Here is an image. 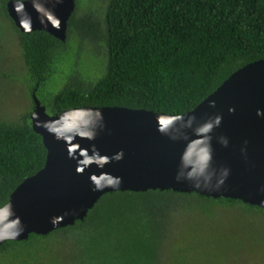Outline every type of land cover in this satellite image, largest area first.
I'll return each mask as SVG.
<instances>
[{"label": "trees", "instance_id": "obj_1", "mask_svg": "<svg viewBox=\"0 0 264 264\" xmlns=\"http://www.w3.org/2000/svg\"><path fill=\"white\" fill-rule=\"evenodd\" d=\"M8 2L0 0V103L6 101L0 106V207L46 162L47 148L31 119L34 93L49 114L122 106L181 115L236 70L264 59V0H96L79 6L85 8L83 17L76 3L66 41L44 30L21 31ZM3 23L11 28L14 52L23 59L11 61L8 68L18 71L13 74L1 65L7 55L2 50L7 43ZM83 60L91 63L90 73L80 67ZM102 201L107 202L109 224L118 222V211L132 215L133 250H115L111 233L104 239H86L74 231ZM238 203L250 213L241 214ZM206 205L234 218L239 212L248 226L264 223V207L239 199L159 189L115 191L103 195L73 225L0 243V264H166L177 234L184 233ZM240 249L197 254L189 262L180 256L176 264H200L210 255L224 254L236 262Z\"/></svg>", "mask_w": 264, "mask_h": 264}, {"label": "water", "instance_id": "obj_2", "mask_svg": "<svg viewBox=\"0 0 264 264\" xmlns=\"http://www.w3.org/2000/svg\"><path fill=\"white\" fill-rule=\"evenodd\" d=\"M7 9L21 31L66 41L76 0H9ZM33 99L47 159L0 207V243L73 225L115 191L195 192L264 207V59L181 115L122 106L49 114Z\"/></svg>", "mask_w": 264, "mask_h": 264}, {"label": "rangeland", "instance_id": "obj_3", "mask_svg": "<svg viewBox=\"0 0 264 264\" xmlns=\"http://www.w3.org/2000/svg\"><path fill=\"white\" fill-rule=\"evenodd\" d=\"M89 2L94 4L97 3L96 0H78L76 3L79 7L81 4ZM79 8V12L81 13L80 16L83 17L82 13L85 11L83 10L85 8ZM7 24H4L7 31V34L5 35L7 43L2 49L7 53V55L3 60V64L1 62V65H3L4 68H8V66L12 64L11 61L17 62L16 59L20 61L23 60L21 56L14 52V35L11 28ZM86 27L88 29V26ZM88 37L90 36L88 35ZM72 48H75L74 43L72 44ZM87 62L88 61L83 60L80 67L90 73L92 71V65ZM8 72L13 74L18 71L8 68ZM5 103L6 101L1 99L0 106L6 105ZM7 109H9V106ZM186 199L191 198L188 197ZM106 203L107 202L105 201L100 202L94 209L91 210L92 213L90 218L85 223L78 224V226L74 228V231L79 234V236L86 239H90V237H97L95 239L102 237L100 239H104L105 236L111 233L109 241H113L115 250H133L136 245V240L135 237L131 239L133 236L131 231L132 215L127 211H118L115 215V217L118 218V222L109 224L111 222H109V218L104 212ZM235 207L242 211L240 212L241 214L246 215V212L247 214L250 213L249 211H245L246 208L243 203H238ZM253 213L255 215V212ZM253 213L250 216L251 219ZM237 214H235L234 218L228 213L223 214L219 209L206 205L204 212L201 213L200 217L190 222L184 233L179 235V232L177 234V241L170 247L171 255L166 264L178 263L181 261L180 256L189 262L194 259L197 254L201 256L208 253L220 254L228 251L230 248H242L240 249L238 255H235L236 262L228 261L225 258L227 254H224L220 258L210 255L205 261L201 259L199 263L244 264L255 260L264 262V223H249L248 226L245 221L241 222ZM256 215H260V213H256ZM175 226H173V230ZM157 238L158 236L154 237L155 240ZM232 253H234V251Z\"/></svg>", "mask_w": 264, "mask_h": 264}, {"label": "bare ground", "instance_id": "obj_4", "mask_svg": "<svg viewBox=\"0 0 264 264\" xmlns=\"http://www.w3.org/2000/svg\"><path fill=\"white\" fill-rule=\"evenodd\" d=\"M10 56H11V54H10ZM15 59H16V57H15ZM30 73V72H29ZM55 74V73H54ZM26 76V75H25ZM32 76V75H31ZM51 76V75H50ZM41 78V77H40ZM43 82V81H42ZM42 90V89H41ZM39 95V94H38ZM45 96V95H44ZM39 98H41V97H39ZM48 98V97H47ZM43 103V102H42Z\"/></svg>", "mask_w": 264, "mask_h": 264}, {"label": "clouds", "instance_id": "obj_5", "mask_svg": "<svg viewBox=\"0 0 264 264\" xmlns=\"http://www.w3.org/2000/svg\"><path fill=\"white\" fill-rule=\"evenodd\" d=\"M46 159H47V157H46ZM46 163V162H45ZM199 194V193H198ZM70 226V225H69ZM67 227V226H66Z\"/></svg>", "mask_w": 264, "mask_h": 264}]
</instances>
